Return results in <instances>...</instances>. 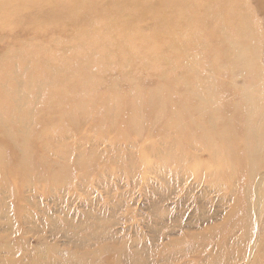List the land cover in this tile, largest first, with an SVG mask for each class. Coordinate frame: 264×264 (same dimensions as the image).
Instances as JSON below:
<instances>
[{
    "label": "rangeland",
    "instance_id": "rangeland-1",
    "mask_svg": "<svg viewBox=\"0 0 264 264\" xmlns=\"http://www.w3.org/2000/svg\"><path fill=\"white\" fill-rule=\"evenodd\" d=\"M150 6L0 0V264H264V0Z\"/></svg>",
    "mask_w": 264,
    "mask_h": 264
},
{
    "label": "bare ground",
    "instance_id": "bare-ground-1",
    "mask_svg": "<svg viewBox=\"0 0 264 264\" xmlns=\"http://www.w3.org/2000/svg\"><path fill=\"white\" fill-rule=\"evenodd\" d=\"M154 1H156V0H154ZM154 1L152 2V3H154ZM144 2L146 3L147 1L146 0H138V5H140L141 6V8H140V10H139V14H137V18L135 19V20H137V19H141V18H144V17H148V16H150V14L151 13H153V14H157V16H163L164 14L163 13H165V12H160V11H158V10H156L157 11V13H156V11H155V9H152L151 8V6H150V4H152V3H149V5L147 6V5H145L144 4ZM213 4V3H212ZM137 8V7H136ZM263 8V7H262ZM85 10H87V8L85 7L84 8ZM121 13V12H120ZM120 13H118L117 14V17L116 18H119V19H125L124 17L123 18H121L120 16ZM262 13V12H261ZM187 15V14H186ZM248 17V16H247ZM128 18H129V16H128ZM243 19H244V17H243ZM128 20V19H127ZM129 20H130V18H129ZM129 20H128V22H129ZM134 20V19H133ZM124 21V20H123ZM238 21H239V19H238ZM244 21V20H243ZM128 22H127V24H128ZM133 22V21H132ZM136 22V21H135ZM245 22V21H244ZM248 22V21H247ZM125 23V22H124ZM104 24H106V26H107V32H110V35H109V37L108 38H104L103 37V34L99 31H96L95 32V34L97 35V38H96V40H95V42H93L94 44H96L97 46H98V48H102V47H109V46H111V45H118L119 46V48H122V47H125V48H127L128 49V44H127V40H124L125 38V36L127 35V34H129V32H131V34H132V32H133V27H135V26H132L131 24H130V26H129V24H128V26H126V27H123L122 28V26L120 27L119 25L121 24V23H119L118 21H117V23L115 24V21H111L110 22V19L109 18H106V20L104 21ZM135 24V23H134ZM133 24V25H134ZM242 25H244L243 23H242ZM95 28H97V27H95ZM188 29V28H187ZM238 34V33H237ZM171 35V34H170ZM129 36H130V34H129ZM158 36V35H157ZM156 36V38H158ZM172 36V35H171ZM160 37V36H159ZM128 38V37H127ZM171 38V37H170ZM159 39V38H158ZM172 39H173V37H172ZM83 42V41H82ZM153 42V41H152ZM254 42H255V40H254ZM183 43V42H182ZM229 43V42H228ZM80 44V43H79ZM152 44V43H151ZM154 44H155V42H154ZM230 46V45H229ZM252 47V46H251ZM88 49V48H87ZM157 49V48H156ZM159 51V50H158ZM189 51V50H188ZM156 52V51H155ZM254 53V52H253ZM149 55V54H148ZM151 55V54H150ZM254 56H256L255 54H254ZM153 57V56H152ZM231 63V62H230ZM255 66V65H254ZM253 69V68H252ZM194 71V70H193ZM195 72V71H194ZM254 73H256V72H254ZM257 74V73H256ZM214 84V83H213ZM208 91V90H207ZM210 91V90H209ZM211 94H212V92H210ZM209 93V94H210ZM208 94V93H207ZM257 95V94H256ZM54 108V107H53ZM16 115V114H15ZM256 169L257 168H255L254 167V169L252 168L250 171H249V177L251 178L253 175H254V173L256 172ZM264 189V188H263ZM257 190V189H256ZM255 190V191H256ZM261 194V193H260ZM263 194V193H262ZM258 198V197H257ZM257 202H259V201H257ZM259 206V205H258ZM259 209V208H258ZM260 210V209H259ZM257 212V211H256ZM255 215H256V213H255Z\"/></svg>",
    "mask_w": 264,
    "mask_h": 264
}]
</instances>
